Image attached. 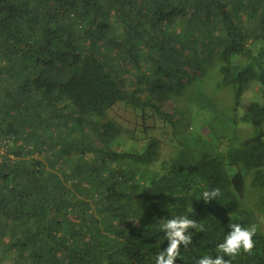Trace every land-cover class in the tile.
Instances as JSON below:
<instances>
[{
  "label": "trees",
  "instance_id": "obj_1",
  "mask_svg": "<svg viewBox=\"0 0 264 264\" xmlns=\"http://www.w3.org/2000/svg\"><path fill=\"white\" fill-rule=\"evenodd\" d=\"M215 122H264V0H0V264H156L181 216L215 258L264 212V133Z\"/></svg>",
  "mask_w": 264,
  "mask_h": 264
},
{
  "label": "clouds",
  "instance_id": "obj_2",
  "mask_svg": "<svg viewBox=\"0 0 264 264\" xmlns=\"http://www.w3.org/2000/svg\"><path fill=\"white\" fill-rule=\"evenodd\" d=\"M220 195V189L216 188L211 191L203 192V200L211 202ZM166 232V238L169 241L168 247L160 251L156 257V264H175L180 257L181 245L187 248L192 243V233L190 229L202 231V227L198 225L195 219H190L187 216L168 219L162 225ZM230 231L224 241L217 246L219 253L215 258L212 256H203L197 261V264H232V259L243 253L251 255L255 248L254 237L257 234L258 228L256 224L249 227H244L238 223L229 225ZM230 257L232 259H225Z\"/></svg>",
  "mask_w": 264,
  "mask_h": 264
},
{
  "label": "rangeland",
  "instance_id": "obj_3",
  "mask_svg": "<svg viewBox=\"0 0 264 264\" xmlns=\"http://www.w3.org/2000/svg\"><path fill=\"white\" fill-rule=\"evenodd\" d=\"M202 81L206 85L209 84V80H208L207 76H205V78L202 79ZM252 85H256V84L251 83L247 94L243 96L241 106L239 107L238 112H237V115H239V117L242 115V113L244 111V107L246 105H248L252 101H258V102L263 101V98L261 97V94L259 92V86L260 85L257 84L256 88L255 87L251 88ZM223 90H226L228 94H229V90L233 93V88H223ZM228 108H226L227 111H228ZM233 117H236V116H233ZM236 125L237 126L235 128L230 127L229 129H225L222 127V125H219L218 123L215 122V126H221V129L218 128L216 130H210L212 137L217 138V143H219V141H221V140L225 141L227 139H232L235 143H237L238 141H240V138H242L244 136L257 135L260 131H262L264 133V122H263L262 126L258 129H254V128L250 129L246 126H243L244 123H238ZM224 134H225V138L223 137ZM245 200H248V199L246 198ZM245 200H243V203L245 202ZM259 216H261L262 218L258 217L257 215L254 216L252 213L248 214V217L250 219V223L248 226H251L252 224H256L258 231H260L261 233L264 234V212L259 213Z\"/></svg>",
  "mask_w": 264,
  "mask_h": 264
}]
</instances>
